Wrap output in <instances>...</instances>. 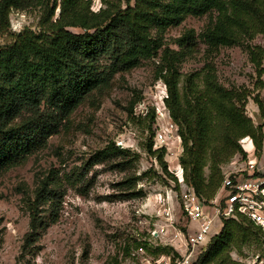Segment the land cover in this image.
Segmentation results:
<instances>
[{"label":"rangeland","instance_id":"374dc122","mask_svg":"<svg viewBox=\"0 0 264 264\" xmlns=\"http://www.w3.org/2000/svg\"><path fill=\"white\" fill-rule=\"evenodd\" d=\"M103 1L91 0V10L105 8L107 3ZM106 1L124 5V0ZM162 13L160 10L159 15ZM42 14L40 6L23 11L11 9L8 27L0 28V48L13 42L23 29L38 32ZM58 14L59 6L53 19ZM214 20L215 13L185 14L178 23L153 29L152 37L159 40V47L152 56L140 59L129 70L110 73L108 87L90 92L41 149L0 172V264H150L165 255L156 253L155 248L163 245L149 232L163 222V208L157 205L160 195L166 198L170 194L177 208L174 193H179L181 187L169 173L164 158L167 173L162 170L158 154L151 155L147 150L148 144L153 145L159 124L155 117L151 122L148 114L155 116L162 102L167 107L166 87L159 74L171 67L180 74L181 89L187 75L204 74V67L209 65L219 84L246 93L244 113L254 127L264 124L254 100L258 98L264 105V71L257 75L247 52V44L261 46L264 51V35L209 52L203 34ZM109 64L106 57H97L100 70L108 72ZM249 140H238L245 157L236 153L221 164L224 176L243 170L250 159L264 177V141L256 154ZM112 144L126 152L106 149ZM103 151L107 153L102 155ZM182 155L183 149L180 158ZM208 174L207 164L203 175ZM126 177L137 178L135 190L141 196L122 197L126 191L119 190L118 184ZM184 183L188 185L185 179ZM44 186L54 199L39 202L32 228L30 207ZM221 194L219 191L212 200L220 199ZM144 241L146 248H135V242ZM233 242L229 250L232 260L264 263V245Z\"/></svg>","mask_w":264,"mask_h":264},{"label":"trees","instance_id":"16d2710c","mask_svg":"<svg viewBox=\"0 0 264 264\" xmlns=\"http://www.w3.org/2000/svg\"><path fill=\"white\" fill-rule=\"evenodd\" d=\"M103 2L107 3L105 8L93 11L91 0H0L1 29L8 27L11 9L43 8L38 32L23 29L13 42L0 48V172L41 149L90 92L108 87L110 73L129 70L140 59L152 56L159 47V40L152 37L153 29L178 23L185 14L215 13L213 25L203 34L209 52L264 35V0H124L123 6ZM57 6L59 14L53 19ZM70 27L81 31L73 33ZM247 52L260 76L264 71L263 48L247 44ZM98 56L109 59L108 72L97 66ZM204 70V74L187 75L181 89L180 74L171 67L159 78L166 87L164 102L182 139L184 179L201 200L210 201L224 178L221 164L236 153L245 157L239 139L248 137L254 152L260 153L264 124L254 127L245 115V92L223 87L209 65ZM254 100L263 120L264 105L258 98ZM148 115L153 122V113ZM106 149L126 152L114 144ZM147 150L158 154L166 172L163 151H152L151 143ZM207 164L209 174L205 177ZM136 180L126 177L118 184L119 190L126 191L123 198L141 196L135 190ZM52 199L45 186L37 192L30 207L32 228L39 202ZM235 218L223 220L219 234L212 237L194 264H242L230 258L234 240L264 245V231L242 214ZM135 243V248L147 246L145 241ZM155 250L161 254L172 251L167 246Z\"/></svg>","mask_w":264,"mask_h":264},{"label":"built area","instance_id":"2783aa9c","mask_svg":"<svg viewBox=\"0 0 264 264\" xmlns=\"http://www.w3.org/2000/svg\"><path fill=\"white\" fill-rule=\"evenodd\" d=\"M154 117L159 124L155 127L152 148L154 151H163L167 169L181 190L174 193L178 200L177 208H174L170 194H166V198L161 195L158 198L157 205L163 208V222L149 233L172 251L159 256L150 264H194L211 236L222 229L223 220L235 217L237 213L246 216L264 231V177L257 169L256 162L249 159L243 170L225 175L218 190L222 193L220 199L216 197L206 206L194 189L184 183L180 164L183 147L179 128L163 102ZM249 142L252 144L251 140ZM145 261L149 263V260ZM255 263L264 264L262 261Z\"/></svg>","mask_w":264,"mask_h":264},{"label":"crops","instance_id":"0c3cea01","mask_svg":"<svg viewBox=\"0 0 264 264\" xmlns=\"http://www.w3.org/2000/svg\"><path fill=\"white\" fill-rule=\"evenodd\" d=\"M254 148H252V151L254 152V150H253Z\"/></svg>","mask_w":264,"mask_h":264},{"label":"bare ground","instance_id":"6f19581e","mask_svg":"<svg viewBox=\"0 0 264 264\" xmlns=\"http://www.w3.org/2000/svg\"><path fill=\"white\" fill-rule=\"evenodd\" d=\"M253 147V146H252Z\"/></svg>","mask_w":264,"mask_h":264}]
</instances>
